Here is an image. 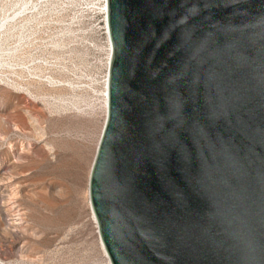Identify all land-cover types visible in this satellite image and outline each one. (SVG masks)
Returning <instances> with one entry per match:
<instances>
[{
	"label": "water",
	"instance_id": "obj_1",
	"mask_svg": "<svg viewBox=\"0 0 264 264\" xmlns=\"http://www.w3.org/2000/svg\"><path fill=\"white\" fill-rule=\"evenodd\" d=\"M107 26L111 264H264V0H108Z\"/></svg>",
	"mask_w": 264,
	"mask_h": 264
},
{
	"label": "rangeland",
	"instance_id": "obj_2",
	"mask_svg": "<svg viewBox=\"0 0 264 264\" xmlns=\"http://www.w3.org/2000/svg\"><path fill=\"white\" fill-rule=\"evenodd\" d=\"M13 1L0 0V21L28 25L24 53L40 60L37 75L61 85L31 69L4 70L38 99L0 83V264H111L89 191L106 123L104 2ZM40 97L66 98L77 109Z\"/></svg>",
	"mask_w": 264,
	"mask_h": 264
},
{
	"label": "bare ground",
	"instance_id": "obj_3",
	"mask_svg": "<svg viewBox=\"0 0 264 264\" xmlns=\"http://www.w3.org/2000/svg\"><path fill=\"white\" fill-rule=\"evenodd\" d=\"M18 2L24 5L28 3L26 0H18ZM103 2H104V5H103L102 10L106 16L105 17L106 32L108 35V42H109L108 43L109 44V58H108V73H107L108 76L105 81L106 89L104 92L106 121H107L108 114H109V70H110V66L112 62L113 49H112V44H111L110 37H109V30L107 26L108 0H103ZM11 4L12 2L8 3V5H11ZM9 19H10L9 17H6L5 19L0 21V83L5 84L17 91L24 92L27 95L34 97L35 99H38V97L35 96L29 90L28 87L24 86L23 84H20L19 82H16L14 79L11 78L9 74L4 73V70L6 69H12L15 67L17 68L19 66L25 69L34 70L35 74L37 75L38 70H39L38 68L39 66H37V63L40 62V60L38 61L36 59L37 56L35 57H33L32 55L28 56L27 53L25 54L22 49L24 48V44L30 40V33L27 31L26 25L23 24V25L16 26L15 24H9ZM19 53H22V55H19ZM39 77L44 78L51 85H55V84L61 85L60 82L56 81L55 79L51 77L42 76V74ZM39 99H42L43 101L48 102V104H52L56 106L57 108H60V109L62 108L63 110L70 109V107L77 109V105L73 101H69V99H66V98L40 97ZM11 194L15 196V195H18V192L15 191L14 194L13 193ZM94 219L96 220L95 216H94ZM102 246L105 250L103 243H102Z\"/></svg>",
	"mask_w": 264,
	"mask_h": 264
},
{
	"label": "built area",
	"instance_id": "obj_4",
	"mask_svg": "<svg viewBox=\"0 0 264 264\" xmlns=\"http://www.w3.org/2000/svg\"><path fill=\"white\" fill-rule=\"evenodd\" d=\"M13 3H15V4H20L19 2H18V0H15V1H13ZM22 17H25V15H22V16H19V15H15V17H14V20L16 21V20H20ZM106 17V16H105ZM16 26H19V25H26V28H27V31H28V25L27 24H25V23H23V24H16V23H14ZM29 32V31H28ZM30 33V32H29ZM31 35V34H30ZM28 44H29V42H26L25 44H24V47H27L28 46ZM23 49V51H25L24 50V48H22ZM26 52H30V51H26Z\"/></svg>",
	"mask_w": 264,
	"mask_h": 264
}]
</instances>
